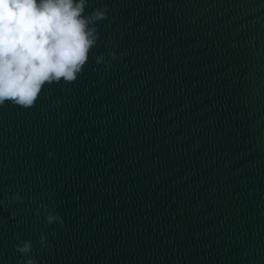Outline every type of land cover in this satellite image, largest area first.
I'll return each mask as SVG.
<instances>
[{
	"label": "water",
	"instance_id": "obj_1",
	"mask_svg": "<svg viewBox=\"0 0 264 264\" xmlns=\"http://www.w3.org/2000/svg\"><path fill=\"white\" fill-rule=\"evenodd\" d=\"M104 6L75 82L0 106V264H264V0Z\"/></svg>",
	"mask_w": 264,
	"mask_h": 264
},
{
	"label": "clouds",
	"instance_id": "obj_2",
	"mask_svg": "<svg viewBox=\"0 0 264 264\" xmlns=\"http://www.w3.org/2000/svg\"><path fill=\"white\" fill-rule=\"evenodd\" d=\"M88 6L89 0H0V106L12 102L33 107L46 84L77 80L100 40L98 23L108 19L107 6L85 14ZM111 45V40L106 42ZM108 55L117 58L114 51ZM93 59L106 71L111 69L104 54ZM22 199L19 194L9 198L10 202ZM41 210L46 224L64 227L54 208L40 205L38 215ZM49 235L54 238L57 233L40 234L42 249L49 247ZM15 251L21 254L18 264H39L31 240L19 241Z\"/></svg>",
	"mask_w": 264,
	"mask_h": 264
}]
</instances>
